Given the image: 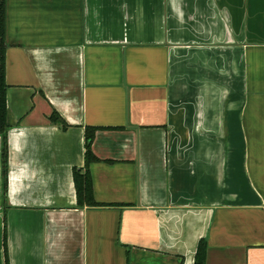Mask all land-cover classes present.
<instances>
[{
  "label": "crops",
  "instance_id": "1",
  "mask_svg": "<svg viewBox=\"0 0 264 264\" xmlns=\"http://www.w3.org/2000/svg\"><path fill=\"white\" fill-rule=\"evenodd\" d=\"M5 41L0 264H264V0H5Z\"/></svg>",
  "mask_w": 264,
  "mask_h": 264
},
{
  "label": "trees",
  "instance_id": "2",
  "mask_svg": "<svg viewBox=\"0 0 264 264\" xmlns=\"http://www.w3.org/2000/svg\"><path fill=\"white\" fill-rule=\"evenodd\" d=\"M5 51H6V41H5V0H0V135L2 138V173L5 177L7 169V145H6V130L8 128V123L6 120L7 107H6V89L7 84L5 81ZM50 119L53 122L61 121L57 114L54 112L50 115ZM96 128L85 127V137H84V158H85V170L80 172V170L73 169V179L76 189V197L78 206H100L102 204L96 202L92 195V185L91 178L88 171V165L96 160V157L91 151V143L93 140L94 132ZM206 241L204 239H199L196 251L194 255L193 264H205L206 259ZM4 255L5 264H8L7 251L4 239Z\"/></svg>",
  "mask_w": 264,
  "mask_h": 264
}]
</instances>
